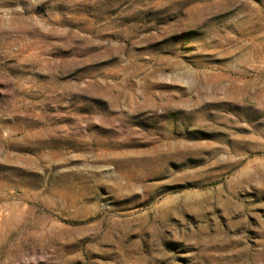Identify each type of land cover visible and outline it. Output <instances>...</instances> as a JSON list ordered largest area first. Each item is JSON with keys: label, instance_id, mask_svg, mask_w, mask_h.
Wrapping results in <instances>:
<instances>
[{"label": "rangeland", "instance_id": "374dc122", "mask_svg": "<svg viewBox=\"0 0 264 264\" xmlns=\"http://www.w3.org/2000/svg\"><path fill=\"white\" fill-rule=\"evenodd\" d=\"M0 264H264V0H0Z\"/></svg>", "mask_w": 264, "mask_h": 264}, {"label": "bare ground", "instance_id": "6f19581e", "mask_svg": "<svg viewBox=\"0 0 264 264\" xmlns=\"http://www.w3.org/2000/svg\"><path fill=\"white\" fill-rule=\"evenodd\" d=\"M138 164L145 165L146 162H140L134 165L138 166ZM127 166L128 164H123L122 167L124 168H122V172L120 173V176L126 179L132 177L130 172L127 170ZM104 169L105 168H95V166L94 167L85 166L83 169L65 171L59 176L57 180H55L50 185V191L55 197L61 199L62 202L67 203L68 205L88 204L90 201L97 198L98 196L96 192V187H97L96 183L101 181V177L103 178L108 175V173ZM120 176L119 178L117 176H112L111 179L113 180L114 187L115 186L118 187L119 185L121 186V183H120L121 180H119Z\"/></svg>", "mask_w": 264, "mask_h": 264}]
</instances>
